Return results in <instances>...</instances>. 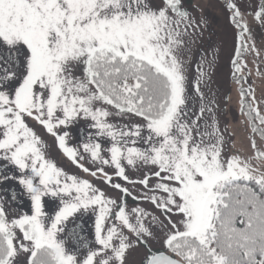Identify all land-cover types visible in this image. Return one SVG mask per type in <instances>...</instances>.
Listing matches in <instances>:
<instances>
[{"label": "snow or ice", "instance_id": "obj_1", "mask_svg": "<svg viewBox=\"0 0 264 264\" xmlns=\"http://www.w3.org/2000/svg\"><path fill=\"white\" fill-rule=\"evenodd\" d=\"M223 3L247 155L226 154L215 55L195 60L198 5L0 0V264H130L138 249L141 264H264V101L245 72L246 54L264 59L249 23L264 27V0Z\"/></svg>", "mask_w": 264, "mask_h": 264}, {"label": "rangeland", "instance_id": "obj_2", "mask_svg": "<svg viewBox=\"0 0 264 264\" xmlns=\"http://www.w3.org/2000/svg\"><path fill=\"white\" fill-rule=\"evenodd\" d=\"M185 5L192 7L197 6L194 11L197 17L203 15L207 20V26L203 28V35L198 39L197 44L193 46L195 53V60H199L202 55L207 53L208 58L211 59L213 54L216 57L215 63L207 71L211 74V92L215 95L218 104L217 118L221 129L227 127L228 133L231 134L230 139L226 136V154H242L247 155L250 153V130L242 122L241 113L239 111V91L238 85L232 79L230 57L234 51V35L233 26L228 20V12L224 7L223 0H184ZM260 0H242V8L251 12L253 7L258 6ZM249 23L252 27L253 38L256 46L264 48V27L252 20L249 16ZM247 68L246 73H249L247 84L255 89V96L257 101H264V77L257 75V69L264 71V59L255 58L254 55L246 54ZM195 71V63L191 69ZM247 87V85H245ZM38 133L41 134L42 139L48 145V155L54 158L58 165L63 166L66 170L73 172L74 168L70 167L66 162V158L62 157L59 152L54 138L44 132L38 125H34ZM84 128V132H81ZM78 133V139L86 135V127L83 122L80 125L73 126L70 131ZM258 143L259 137H256ZM71 143V141H70ZM76 142H74L75 144ZM109 171H111L109 169ZM128 174L131 178H136L139 173L129 169ZM123 183V181H119ZM104 187L103 185H98ZM111 192L113 196L116 195L111 189H106ZM129 206H133L131 198L128 200ZM27 200H25L27 210ZM148 207V205H142ZM86 221V222H85ZM83 226L82 235L89 240L93 239V222L94 217L91 214H86L84 220H79ZM159 247V244L155 245ZM143 249H138L129 254L128 260L130 264H141L143 257ZM24 257L21 256L20 260L23 261Z\"/></svg>", "mask_w": 264, "mask_h": 264}, {"label": "flooded vegetation", "instance_id": "obj_3", "mask_svg": "<svg viewBox=\"0 0 264 264\" xmlns=\"http://www.w3.org/2000/svg\"><path fill=\"white\" fill-rule=\"evenodd\" d=\"M78 139V133L74 131V129L71 131V143L74 144V142H77Z\"/></svg>", "mask_w": 264, "mask_h": 264}]
</instances>
